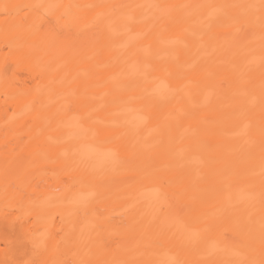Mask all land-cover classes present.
Instances as JSON below:
<instances>
[{"label": "bare ground", "instance_id": "obj_1", "mask_svg": "<svg viewBox=\"0 0 264 264\" xmlns=\"http://www.w3.org/2000/svg\"><path fill=\"white\" fill-rule=\"evenodd\" d=\"M16 1L1 19L0 91L14 115L0 128V226L33 214L46 244L91 227L98 264H264V0ZM97 32L95 55L85 43ZM204 141L213 161L169 160ZM129 179L141 190L113 197L115 224L104 196ZM105 235L120 243L109 255ZM47 255L38 263L59 259Z\"/></svg>", "mask_w": 264, "mask_h": 264}, {"label": "rangeland", "instance_id": "obj_2", "mask_svg": "<svg viewBox=\"0 0 264 264\" xmlns=\"http://www.w3.org/2000/svg\"><path fill=\"white\" fill-rule=\"evenodd\" d=\"M8 2V0H0V36L4 35L6 30L8 29V26L1 21L2 18L6 17L8 15L7 11L4 10V3ZM17 3H29V0H19L16 1ZM151 1H149L150 3ZM150 7L152 9L153 5L150 4ZM193 25V24H192ZM212 25L209 24L207 28L206 33V41L210 44L212 40H216V35L212 33ZM134 30L142 29L146 32H149L150 23L143 25V27H140L138 25H133L131 27ZM179 34V42H181L183 45L185 44L186 36L188 33V30L185 28L181 29ZM98 35V36H97ZM97 35L94 36V38L87 40L85 43V50L89 46H93L94 54L97 55L100 50V37L99 33L97 32ZM219 35V32H218ZM201 37H198V40ZM85 50L82 53V60L86 58ZM203 55H205L209 59V52H208V46L204 45V51ZM120 60L125 62V65L131 66L134 64V61L131 60V54L127 53L126 51H123L120 54ZM207 63V59L205 61ZM219 77H216L214 79L215 82H217ZM180 85V84H177ZM91 88L90 86H85L83 89V92L89 90ZM147 93L150 92V89L146 91ZM101 96V94H98V97ZM112 106L114 104H111ZM124 112V111H123ZM14 115V108L11 104L4 102V94L2 91H0V128H2L6 121L12 119ZM225 123V122H224ZM208 142L204 141L202 142L201 146H194L190 147L187 152L183 153L180 149L176 150L175 152H171V156L169 158L170 161L175 160L174 158H184V160L188 161L191 160V157H197L202 163H209L217 158V155L213 150H208ZM153 182L151 180H148L145 182V191H150L152 188ZM46 182L42 181L38 183V188H42V186H45ZM132 186V190L134 193H138L141 190V184H137V182L134 179H129L125 182H122L118 185H113L110 187V191L108 194L104 196V199L108 202V208H111L114 210L112 212V222L115 224H121L120 217L118 215L119 212L123 210L121 207H112V199L113 197H116V200H121L123 198L121 191L122 187L126 186ZM167 187V183L165 181L161 182V189H165ZM59 190V189H57ZM31 203H34V201L37 199L36 196H31ZM21 205H23L24 200L19 201ZM226 207H230L227 205ZM108 208L104 207H98L96 210L99 212H104ZM230 208H228L229 210ZM164 212L170 210L163 208ZM169 212L172 213L173 219H176L178 214L170 210ZM186 209H180L179 215L185 214ZM90 214V213H87ZM46 215V211L42 214L40 219H44ZM90 216V215H88ZM237 217L238 214H236ZM50 219L55 221L56 223H59L60 216L58 213H51ZM34 220L35 217L33 214H28L26 219V224H28L26 227H9L8 225L0 226V264H39L38 259L42 258L44 256H49L47 254H54L57 255L58 260L52 257H49L48 260L49 264H74V258L79 257H85L90 256V264H98L97 261H95V255H94V248L97 243L96 238L94 237V232L91 227L88 228L87 237L79 238L78 236H74L73 239L67 238L66 235L60 232V230H54L52 232L51 237L54 242L50 243L48 242L46 244V240L48 239L47 236L49 234V230L47 228H44L42 226H36L34 227ZM52 240V241H53ZM228 243V248L235 247L236 242L231 237H226L225 239ZM103 242L105 243V253L110 254L112 251H115L116 248H119V241L115 238L114 240H110V237L105 235L103 237ZM162 246V244H160ZM127 247L121 249V252L119 255H126V249ZM123 264V263H121ZM126 264H134V261L126 262Z\"/></svg>", "mask_w": 264, "mask_h": 264}]
</instances>
